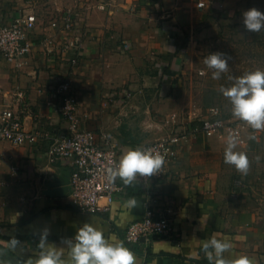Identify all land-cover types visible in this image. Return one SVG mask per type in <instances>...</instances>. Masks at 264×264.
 <instances>
[{"label": "crops", "instance_id": "1", "mask_svg": "<svg viewBox=\"0 0 264 264\" xmlns=\"http://www.w3.org/2000/svg\"><path fill=\"white\" fill-rule=\"evenodd\" d=\"M69 1L79 6L77 9L80 11L74 13L77 23L81 24L84 14L86 21L83 22L88 29L80 47L81 65L71 77L72 88L78 102V113L80 106L86 108L87 115L95 121L100 94L120 96L121 93L115 89L119 91L118 88L133 83L142 72L141 67L151 66V51H164L167 56L176 51V27L169 24L176 23L180 15L177 9L170 15L167 13L171 20L163 22L162 30L158 31L148 0H133L132 3L124 0L117 6L109 2L106 5L99 0L100 4L106 5V11L93 7L91 15L89 7L84 9L85 12L80 8L83 0ZM56 2L58 0H54ZM197 12L203 13V8ZM16 13L13 11L9 16ZM48 30L43 28V21L38 18L32 53L21 68L16 69L0 60V103L4 102L7 94L23 92V100L12 107L20 112L25 131L39 135L34 144L13 146L0 142V264H27L30 258H37L36 243L45 229L48 231V243L53 247H63L61 240L74 238L84 223L102 230L110 242L122 241L127 226L138 221L144 212L145 197L137 183L129 185L124 193L116 194L107 212L95 215L81 214L73 209L68 192L65 195L48 194L47 185L63 170H70L65 161L49 162L47 159L50 136L65 133L67 127L59 113L58 103L50 95L49 86L64 65L48 58L39 46V40ZM162 31H166L164 34L169 41L162 42ZM124 43L131 46L127 52L122 49ZM177 61L173 57L170 62L173 73ZM142 77L151 85V77L144 74ZM171 77L172 73L164 76L166 80L163 82L169 83ZM9 103L10 100L6 99L3 104ZM116 107L119 105L104 106L103 119L99 122L90 120L88 123L91 125L84 129L93 132L99 129L111 134L119 144L121 156L142 146L143 141L138 142L130 131L119 130V121L122 120L119 116L113 128L114 115H107L106 110L112 109V113ZM133 107L138 113L131 103L124 108H128L130 113ZM226 145L227 142L205 138L201 134L187 135L179 140L176 157L167 166L166 178L155 187L152 202L153 208L171 222L173 235L170 238H153L150 242L140 241L134 246L125 244L135 253L138 264H209L202 244L213 236L232 244L230 252L224 254L226 258L248 255L255 264H264V158H260L264 144L257 140L245 148L236 149L245 152L251 161L247 175H241L233 168L227 169L224 163ZM234 173L240 174L237 177L246 182L238 188L242 195L238 200L229 195L231 189H236L231 183ZM131 198L137 202L135 208L127 205ZM13 237L22 242L23 255L9 247L8 241ZM62 259L71 264L66 248Z\"/></svg>", "mask_w": 264, "mask_h": 264}, {"label": "rangeland", "instance_id": "2", "mask_svg": "<svg viewBox=\"0 0 264 264\" xmlns=\"http://www.w3.org/2000/svg\"><path fill=\"white\" fill-rule=\"evenodd\" d=\"M26 1L0 0V16L4 17L3 20H6L13 11L17 13L19 11L35 12L38 18L43 21V28H47L50 20H57L58 15L62 12L77 13L80 11L77 9L79 6H75L69 0H58L56 3H54V0H32L29 3H26ZM199 1L204 3L203 13L197 12ZM103 2L106 5L109 2V4L117 6V4L124 3V0H103ZM83 3L80 8L84 10L89 7L91 15L93 14L92 8H96L100 1L83 0ZM216 3L218 5L214 6ZM106 5H104L105 8ZM148 5L154 22H156L155 28L158 31L162 30L163 22L171 20V16H167V13L170 15L175 9L178 10L177 13L180 18L176 23L169 24V26L176 27L175 35L177 37L174 38L176 39V51H173L172 54L168 53L169 56L164 51L162 53L158 50L151 51V66L138 67L137 69L140 68L142 72L135 71L139 76L134 78L133 83L118 88L119 91L115 89V92L121 93L120 96L116 98L114 95L105 94L102 96L100 94L98 98L100 102L99 109L95 121L87 115L86 108L79 107L77 116L79 126L84 129L87 128L88 124L91 125V123H88L90 120L91 122H99L105 116L102 114V109L105 110L109 105L117 104L119 107L113 108L112 113H110L112 109L108 108L110 110H106L107 115H114L111 125L113 128L116 126L114 122L115 120L118 121L117 117L119 116L122 119L119 121V130L121 128L122 132L130 131V135L138 142L143 141L141 143L143 145L172 136H185L188 134V126L192 120L203 116L206 110L211 107L219 108L224 115L226 114L229 117H227L229 120L236 119L232 116L231 104L221 94L220 88L231 86L232 77H238L245 72L256 69L264 70V61L256 55V47L253 46V48L249 45L250 34L245 31L242 24V13L244 11L256 7L264 12V0H148ZM109 7L110 5L107 8ZM7 9L9 10L7 11ZM82 20L86 21L84 14ZM83 21L78 25L82 31H86L87 28ZM166 31L160 33L162 42L170 40L164 34ZM217 51L230 57L229 71L221 74L218 80L212 78V70L208 69L203 62L208 54ZM173 57L178 59L174 73L170 71V62ZM80 65L81 63L78 62L73 71ZM66 67L64 64L63 70H66ZM199 72H202V74L200 75ZM169 73H172V77L169 83L166 84L163 82L166 78L163 77L168 76ZM143 74L151 77V85L144 82L142 79ZM132 84L134 85L133 88L130 87ZM104 101L106 103L103 105ZM130 103L135 106L138 113L135 112L134 107L130 113L128 108H124ZM94 126L96 125L94 124ZM100 128L106 130L102 126ZM116 135L121 138L118 134ZM259 140L261 144H264V136ZM261 157L264 158V150L260 155ZM227 166V169L233 168L235 170L233 166ZM234 175L231 183L234 184L236 189H231L229 195L232 199L238 200L242 197L238 188L242 186L245 180L237 177L240 174L234 173Z\"/></svg>", "mask_w": 264, "mask_h": 264}, {"label": "built area", "instance_id": "3", "mask_svg": "<svg viewBox=\"0 0 264 264\" xmlns=\"http://www.w3.org/2000/svg\"><path fill=\"white\" fill-rule=\"evenodd\" d=\"M129 2L132 3L133 0ZM104 5L99 4L97 8L105 10ZM203 5L204 3L199 2L197 8L202 9ZM51 20L47 25L49 30L39 40V46L46 50L44 53L48 58H55L60 64L67 66L66 70H59L52 85H49L50 95L58 103L59 113L67 127L65 133L50 136L47 159L49 162L65 161L70 166L67 192L73 209L81 214L105 213L110 209L114 196L124 193L128 187L119 182V179L110 184L107 178L108 169L120 158V147L111 134L84 130L79 126L78 102L70 75L80 62V47L87 31L79 28L75 14L71 11L62 12L57 20ZM37 23L38 18L31 11L18 12L6 20L0 16V60L16 69L21 68L32 53ZM122 49L129 50L130 44L124 43ZM23 96V92L7 94L8 98L5 95L4 102L9 99L10 103H0V142L13 146L37 142L39 135L25 131L20 112L12 107L19 105ZM49 104L52 105L53 102L50 101ZM197 134L222 142H227L230 134H236L240 141L238 147L245 148L264 136V130H253L238 119L229 120L219 108L211 107L203 116L192 120L185 136H172L140 146L160 151L165 156V164L160 174L148 179L139 178L137 184L145 197L144 212L138 221L130 223L125 229L122 241L126 245L134 246L140 241L150 242L153 238L172 237L171 222L152 206L155 187L166 178L167 166L176 157L179 140L187 135ZM253 136L255 139L251 138Z\"/></svg>", "mask_w": 264, "mask_h": 264}, {"label": "clouds", "instance_id": "4", "mask_svg": "<svg viewBox=\"0 0 264 264\" xmlns=\"http://www.w3.org/2000/svg\"><path fill=\"white\" fill-rule=\"evenodd\" d=\"M242 24L245 31L259 33L264 30V12L252 7L242 13ZM229 59L223 52H214L204 58V64L212 70V78L220 79L221 74L229 71ZM232 84L221 87V94L231 104L232 116L243 121L253 130H264V70L256 69L241 76L232 77ZM255 139V137H251ZM239 137L230 134L224 150V163L233 166L241 175H247L251 161L243 151H237ZM257 159H259L257 157ZM165 156L153 148L137 147L123 153L118 162H113L108 169V181L114 184L117 179L125 186L138 183L139 178L148 179L162 172ZM135 198L127 201L130 208L136 206ZM48 231L43 230L36 243L37 258L29 259L27 264H66L62 259L63 249H67L71 264H138L135 253L125 246L123 241L110 242L102 230L89 223H84L72 239H62L63 247L50 246L47 240ZM13 250L24 254L21 241L13 237L8 241ZM232 244L213 236L202 244V251L209 264H255L248 255L226 258ZM60 249V250H57Z\"/></svg>", "mask_w": 264, "mask_h": 264}, {"label": "water", "instance_id": "5", "mask_svg": "<svg viewBox=\"0 0 264 264\" xmlns=\"http://www.w3.org/2000/svg\"><path fill=\"white\" fill-rule=\"evenodd\" d=\"M69 172L63 170L60 176L50 184L47 185L48 194L65 195L67 192ZM53 189V190H51Z\"/></svg>", "mask_w": 264, "mask_h": 264}, {"label": "trees", "instance_id": "6", "mask_svg": "<svg viewBox=\"0 0 264 264\" xmlns=\"http://www.w3.org/2000/svg\"><path fill=\"white\" fill-rule=\"evenodd\" d=\"M249 34H250L249 45H251L252 47L253 46L256 47V49H257L256 55L259 56L260 59H262V61H264V30H262L259 33H250L249 32ZM225 116L228 117L226 114H225Z\"/></svg>", "mask_w": 264, "mask_h": 264}]
</instances>
